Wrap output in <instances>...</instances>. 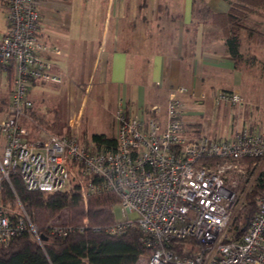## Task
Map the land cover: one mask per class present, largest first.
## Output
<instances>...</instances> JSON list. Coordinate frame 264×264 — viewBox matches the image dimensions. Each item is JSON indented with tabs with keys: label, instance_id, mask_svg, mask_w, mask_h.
<instances>
[{
	"label": "built area",
	"instance_id": "1",
	"mask_svg": "<svg viewBox=\"0 0 264 264\" xmlns=\"http://www.w3.org/2000/svg\"><path fill=\"white\" fill-rule=\"evenodd\" d=\"M3 1L7 15L0 71L13 77L6 85L9 101L0 108V190L3 181L16 175L29 191L65 192L76 184L85 204L95 193L116 194L123 217L106 232L118 234L133 225L139 229L148 253L136 264H264V197L256 201L247 231L235 239L233 220L253 179L237 189L227 176L229 171L244 173L241 158L264 159V109L261 123L230 137L186 134L182 116L189 99L197 104L204 96L176 85L168 89L163 120L158 105L142 118L118 104L113 112L116 150L81 145L74 136L43 131L34 121L29 140L19 123L21 117L32 121L28 89L35 82H63V73L50 59L60 50L37 37L39 0ZM216 100L243 105L232 92H221ZM16 202L14 219L0 202V243L26 231L41 243L23 205ZM50 230L65 231L57 223Z\"/></svg>",
	"mask_w": 264,
	"mask_h": 264
},
{
	"label": "crops",
	"instance_id": "2",
	"mask_svg": "<svg viewBox=\"0 0 264 264\" xmlns=\"http://www.w3.org/2000/svg\"><path fill=\"white\" fill-rule=\"evenodd\" d=\"M59 7L64 19L59 17ZM0 8L5 9L4 4ZM228 9L225 0H86L83 8L72 12L67 2L39 0L38 29L46 34L48 22L61 27L53 42L43 43L60 50L50 59L63 73L67 91L73 90L75 82L86 89L87 97L94 90V102L112 120L119 103L130 114L145 118L153 105L164 110L168 89L176 85L203 96L221 90L242 97L241 70L234 69L218 25V14ZM46 17L58 19L60 24ZM251 19L256 20L254 14ZM258 22L264 31L262 19ZM254 35H246L249 48L254 47ZM241 52L244 56L243 45ZM247 52L255 56L251 50ZM0 102L6 107L2 95ZM195 105L188 102L182 121L186 129L200 135L193 116L201 111ZM160 118L163 120L164 111ZM261 121L262 117L253 121L243 114L242 128L253 129ZM239 129L231 127L226 137Z\"/></svg>",
	"mask_w": 264,
	"mask_h": 264
},
{
	"label": "trees",
	"instance_id": "3",
	"mask_svg": "<svg viewBox=\"0 0 264 264\" xmlns=\"http://www.w3.org/2000/svg\"><path fill=\"white\" fill-rule=\"evenodd\" d=\"M225 1L229 9L226 13L218 14V25L226 52L233 59V67L240 69L241 62L246 61L241 52V33L247 31L252 35L259 32L260 23L250 18L253 14H259L264 22V0ZM3 3L0 0V5ZM0 108H3L1 103ZM29 113L40 126L52 128L44 118L35 115L33 108ZM90 143L102 151L117 148L116 137L104 133L91 134ZM253 161L254 158L238 160L246 166ZM262 197L264 170L257 175L251 190L245 195L243 208L234 217L232 230L235 239L247 231L256 213V201ZM16 198L39 236L45 238L38 243L33 234L26 231L11 238L6 245L0 243V264H136L141 255L148 253L136 226H130L118 234L106 232V227L116 220L113 206L119 201L112 192L92 194L85 204L76 184L65 192L29 191L18 176L12 175L9 182H2L0 190L1 206L12 219L16 213ZM63 210L66 220L61 225L65 231L51 233V221Z\"/></svg>",
	"mask_w": 264,
	"mask_h": 264
},
{
	"label": "rangeland",
	"instance_id": "4",
	"mask_svg": "<svg viewBox=\"0 0 264 264\" xmlns=\"http://www.w3.org/2000/svg\"><path fill=\"white\" fill-rule=\"evenodd\" d=\"M67 2L72 7V12L80 10L84 6L86 0H59ZM60 10V16L64 19V12L62 7ZM57 10V11H59ZM6 10L0 8V34L5 27L6 22ZM257 15V16H256ZM260 19H259V17ZM51 23L56 25L60 24V21L46 17ZM251 19V18H250ZM254 22H258L262 19L259 14H254ZM259 19V20H258ZM252 20V19H251ZM253 21V20H252ZM47 30V33L39 32V40L42 42H53L60 33L59 28L53 24ZM259 25V24H258ZM76 23L73 22V27ZM259 29L255 33L254 47L249 48L246 43L247 31H243L242 45L244 50V59L246 61L241 62L240 70L242 75L241 80V95L243 105H231L228 102L222 100H216L217 95L224 91H217L211 96L208 93H204V98L193 106L195 110H200L201 113L195 114L193 120L196 122L195 128L198 130L201 136L213 139V138H225L227 132L231 127H244L242 122V116L250 118L253 121H257L259 117H262V109H264V31ZM47 40V41H46ZM242 47V46H241ZM254 52V55L250 52ZM12 75H5L0 72V95L4 96L5 101H9V94L5 89L6 81L12 80ZM66 83L63 81L60 84H50L35 82L32 87L28 89V99L33 103V111L35 115H38L46 121V123L52 128L42 127L43 131L59 134V135H72L78 143L86 145L90 142V136L93 133H104L107 136H116V123L111 119L107 110L98 103L94 102L92 98L94 90L91 91V96H85L86 89L80 87L78 82L73 83V90L67 91ZM7 87V86H6ZM192 99H189L191 102ZM3 108L6 103L0 102ZM190 107V106H189ZM2 108V109H3ZM33 119L28 120L23 117L19 118V123L23 125L29 132V140H33L36 126L33 123ZM35 122V121H34ZM192 128L186 129V134L192 133ZM244 173L238 174L236 172L229 171L228 178L236 182V188L240 189L245 187L246 183L253 179L252 186L257 175L260 171L264 170V159H254V161L246 166L245 163H240ZM252 188V187H251ZM113 213L116 220H120L123 215L121 214L119 206L116 204L113 206ZM132 216V215H131ZM66 220L65 211H61L60 214L55 217L51 222L61 225ZM234 222V220H233Z\"/></svg>",
	"mask_w": 264,
	"mask_h": 264
},
{
	"label": "water",
	"instance_id": "5",
	"mask_svg": "<svg viewBox=\"0 0 264 264\" xmlns=\"http://www.w3.org/2000/svg\"><path fill=\"white\" fill-rule=\"evenodd\" d=\"M44 238H45V237H43V236H40V239H41V240H43Z\"/></svg>",
	"mask_w": 264,
	"mask_h": 264
}]
</instances>
